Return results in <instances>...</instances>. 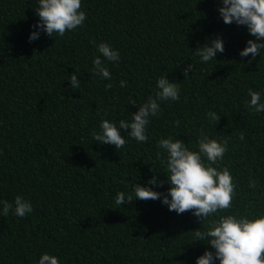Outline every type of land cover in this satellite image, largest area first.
Wrapping results in <instances>:
<instances>
[{
    "label": "trees",
    "instance_id": "1",
    "mask_svg": "<svg viewBox=\"0 0 264 264\" xmlns=\"http://www.w3.org/2000/svg\"><path fill=\"white\" fill-rule=\"evenodd\" d=\"M216 4L81 0L82 26L63 36L41 32L29 42L34 0H0V200L22 195L33 209L24 217L11 211L0 216V264H36L43 252L61 264H194L207 245L192 241L201 225L190 212L177 215L159 200H136L134 194L128 204L114 202L118 192L144 183L150 169L165 171L157 151L167 136L193 149L201 132L226 141L216 166L229 168L236 194L220 214L264 212V113L247 106L248 89L264 94V52L245 63L238 50L248 33L223 24ZM217 32L225 38L224 52L201 63L194 48ZM101 41L120 54L118 62H106L111 81L92 72ZM75 68L79 89L68 81ZM163 73L179 84V99L160 101L147 142L124 131L119 149L92 140L101 119L128 118L154 97ZM129 96L137 105L127 102ZM250 177L257 181L255 192ZM167 187L165 182L158 190Z\"/></svg>",
    "mask_w": 264,
    "mask_h": 264
},
{
    "label": "clouds",
    "instance_id": "2",
    "mask_svg": "<svg viewBox=\"0 0 264 264\" xmlns=\"http://www.w3.org/2000/svg\"><path fill=\"white\" fill-rule=\"evenodd\" d=\"M216 11L223 24L243 26L247 33L244 46L238 50V56L247 57L245 63H251L257 55L264 52V0H217ZM34 12L37 17L30 25L28 41L39 39L41 32L46 36H63L82 26L86 13L81 8V0H34ZM225 38L222 33L205 37L203 43L194 48L195 55L201 63L216 59L218 53L224 52ZM99 55L92 59V72L104 80L111 81V73L106 62H118L120 54L109 43L101 41L96 45ZM103 57V59H102ZM191 68L188 64L187 70ZM80 70L69 75L72 89H79L81 82L77 80ZM124 87L125 80H120ZM112 84H105L111 88ZM180 87L163 73L156 78L155 96L138 104L128 118L114 121L101 119L99 130L91 133L92 140L100 144L122 148L125 134L138 143L148 140L147 126L151 117L160 112V101H176L179 99ZM248 108L257 113H264V94L261 91L248 89ZM137 105V100L129 96L128 101ZM214 120L219 116L209 114ZM244 139L243 135L239 137ZM227 142L210 137L201 132L197 137L195 148H190L180 138L162 137L158 141L157 157L165 171L150 169L153 173L144 183L135 182L131 192H118L114 202L118 206L136 200H159L168 211L181 215L185 212L195 217L201 227L195 229L192 241L204 242L207 246L195 257L194 264H264V212L249 214H220V210L229 209L235 196V183L228 167L216 166L224 158ZM163 154V156H162ZM163 172L165 180L160 179ZM168 187L158 190L164 183ZM248 187L256 191V179L250 177ZM264 195V193H262ZM31 202L22 195H16L12 202L0 200V216L10 213L24 217L32 212ZM203 228V230H199ZM36 264H61L58 257L48 252L40 254Z\"/></svg>",
    "mask_w": 264,
    "mask_h": 264
}]
</instances>
